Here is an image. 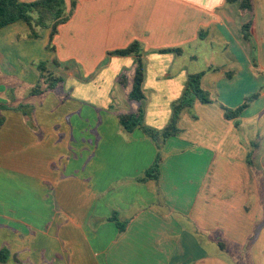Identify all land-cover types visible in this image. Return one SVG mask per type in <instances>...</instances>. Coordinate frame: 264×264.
Instances as JSON below:
<instances>
[{
	"label": "crops",
	"instance_id": "1",
	"mask_svg": "<svg viewBox=\"0 0 264 264\" xmlns=\"http://www.w3.org/2000/svg\"><path fill=\"white\" fill-rule=\"evenodd\" d=\"M252 6L249 17L239 0H75L53 50L49 29L40 39L21 21L0 29V105L22 96L29 108L27 122L18 107L0 111V264H264V0ZM134 41L140 103L128 99L135 56L110 54ZM42 60L62 82L30 96ZM200 71L213 102L190 98L158 180L138 182L158 150L118 115L140 106L144 127L163 130ZM257 91L224 117L221 106Z\"/></svg>",
	"mask_w": 264,
	"mask_h": 264
},
{
	"label": "trees",
	"instance_id": "2",
	"mask_svg": "<svg viewBox=\"0 0 264 264\" xmlns=\"http://www.w3.org/2000/svg\"><path fill=\"white\" fill-rule=\"evenodd\" d=\"M74 8L75 0L70 1L69 10H66L64 0H35L32 2H21L20 0H0V29L15 22L21 21L28 27V32L25 35L26 39H39L41 36V31L44 29H49V43L47 48L53 50L51 42L58 32V27L70 19ZM239 12L242 16L248 15L251 17L253 14L252 0H239ZM251 24L252 20L249 19L241 25L242 37L246 40L250 39ZM174 51L178 53L179 49H174ZM112 53L135 56L136 62L134 67L133 83L131 91L128 94V99L130 102L140 103L145 98L142 90L144 64L141 59L142 49L140 44L134 41L126 48L110 52V54ZM38 69L40 75L36 84L30 88V96H38L47 91L55 90L62 82V79L58 75L46 68L45 63L41 62L38 65ZM206 72L207 71H200L198 73L189 75L187 87L182 100L173 106V114L169 124L159 132L152 131L144 127L142 110L140 106H138L134 112L118 115L119 123L126 132L130 133L136 129H140L154 142L158 150L152 165L138 179V182H144L146 180H158L159 164L162 160L161 147L166 139L175 136L179 132L177 124L180 113L183 110L191 107L190 98L195 97L203 104H210L213 102L209 92L204 90L201 86V80ZM258 96L259 91L246 96L242 103L235 108L221 106L224 112V117L226 119L238 117L246 108L250 106L252 102L258 98ZM25 107L19 106L18 109L27 122L29 117V108L26 105ZM8 109L9 108L0 105V111ZM110 220L117 223L119 233L124 230V225L118 221L116 213L112 214ZM7 257V249L1 248L0 263H5Z\"/></svg>",
	"mask_w": 264,
	"mask_h": 264
},
{
	"label": "rangeland",
	"instance_id": "3",
	"mask_svg": "<svg viewBox=\"0 0 264 264\" xmlns=\"http://www.w3.org/2000/svg\"><path fill=\"white\" fill-rule=\"evenodd\" d=\"M40 38H41V36H40ZM39 38V39H40ZM48 49V48H47ZM48 50H50V49H48ZM38 62V61H37ZM40 62H43V63H45V65H47V63H46V61H44V60H42V61H40ZM1 71V70H0ZM2 72H0V82H1V79H2ZM11 77V76H10ZM10 77H8L7 79H8V81H9V85L11 86V88H12V90H13V92L15 93V94H22L23 93V91H24V86H20V87H16V84H15V81H13V79L12 78H10ZM11 88H10V90H11ZM27 91V90H26ZM16 99L17 100H15L16 102L14 103L12 100H10V102H9V105H8V107L9 108H13V107H15V108H17V107H19V106H22V107H25V102L24 103H22V96H16ZM18 101H20L22 104H18ZM26 108V107H25ZM115 186V187H114ZM111 188H116V187H118V183H114V184H112L111 186H110Z\"/></svg>",
	"mask_w": 264,
	"mask_h": 264
}]
</instances>
